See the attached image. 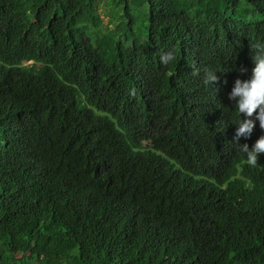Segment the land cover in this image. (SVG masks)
Listing matches in <instances>:
<instances>
[{"label":"trees","instance_id":"trees-1","mask_svg":"<svg viewBox=\"0 0 264 264\" xmlns=\"http://www.w3.org/2000/svg\"><path fill=\"white\" fill-rule=\"evenodd\" d=\"M102 1L0 0V264H264V153L240 147L264 129L235 142L228 98L264 0H115L105 28ZM211 18L227 67L194 41Z\"/></svg>","mask_w":264,"mask_h":264},{"label":"clouds","instance_id":"clouds-1","mask_svg":"<svg viewBox=\"0 0 264 264\" xmlns=\"http://www.w3.org/2000/svg\"><path fill=\"white\" fill-rule=\"evenodd\" d=\"M113 5L119 6L115 3V0H113ZM247 5L248 4L244 5L245 9L242 14L237 15L238 12H235L237 23H243L255 15L260 17L258 14V8H255L251 4L246 8ZM97 13L100 16L99 11H97ZM136 20L137 23H139L138 32L142 35L141 24L144 23V20L142 19L141 13ZM101 25L102 28L108 27L107 24H103L102 18ZM111 28H113V26ZM142 37L144 38L143 35ZM194 41L198 45L206 48L209 59L213 64L223 67L231 65L235 59L238 45L234 20L218 21L216 18L214 20L211 18L205 26L195 31ZM174 60L175 54L172 50H168L160 56V61L164 65H167ZM30 63L31 62L28 64ZM193 71L194 74H199L198 70L194 69ZM216 73L217 71L206 70L203 82L205 84H210L213 87V82L218 80ZM236 77L231 91L228 93V98L234 102L233 109L236 111L237 117H239L235 122L237 127L235 128L234 136V141L238 142L240 137L250 136L255 123V121L250 118L253 116V113H255L256 119L259 121L260 128L264 129V42H256L251 45L248 63L240 69V73ZM89 108L93 113L100 117L114 120L113 115L109 112L101 111L93 106H89ZM241 114H243L245 118L242 119ZM228 141H232L231 130L228 134ZM152 145L153 143L150 140H146V142L143 143V146L146 147V151L151 148ZM240 147L242 151L246 153L248 163L250 165H255L257 163L258 154L264 153V135H261L251 147H249L247 143L240 144ZM155 153L161 159L166 162L171 161L178 167L173 161L174 159L167 153H164L159 149H155Z\"/></svg>","mask_w":264,"mask_h":264},{"label":"rangeland","instance_id":"rangeland-1","mask_svg":"<svg viewBox=\"0 0 264 264\" xmlns=\"http://www.w3.org/2000/svg\"><path fill=\"white\" fill-rule=\"evenodd\" d=\"M120 10L119 6H114L113 5V0H105L103 1L99 8L98 11L100 13V16L103 20V24H108V22L110 21L111 18V14H113V12ZM138 24V28H139V23ZM113 25H111L112 27ZM129 34V32H128Z\"/></svg>","mask_w":264,"mask_h":264}]
</instances>
